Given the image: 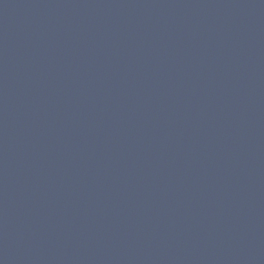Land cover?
<instances>
[{"label":"water","instance_id":"obj_1","mask_svg":"<svg viewBox=\"0 0 264 264\" xmlns=\"http://www.w3.org/2000/svg\"><path fill=\"white\" fill-rule=\"evenodd\" d=\"M0 264H264V0H0Z\"/></svg>","mask_w":264,"mask_h":264}]
</instances>
